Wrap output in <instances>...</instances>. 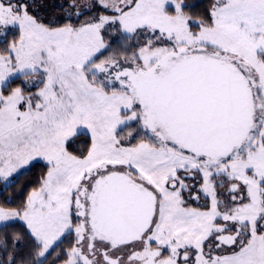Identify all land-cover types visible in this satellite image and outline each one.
<instances>
[{
	"label": "snow or ice",
	"instance_id": "6c2138e0",
	"mask_svg": "<svg viewBox=\"0 0 264 264\" xmlns=\"http://www.w3.org/2000/svg\"><path fill=\"white\" fill-rule=\"evenodd\" d=\"M68 7L0 0V225L31 239L0 264H264V0Z\"/></svg>",
	"mask_w": 264,
	"mask_h": 264
},
{
	"label": "rangeland",
	"instance_id": "374dc122",
	"mask_svg": "<svg viewBox=\"0 0 264 264\" xmlns=\"http://www.w3.org/2000/svg\"><path fill=\"white\" fill-rule=\"evenodd\" d=\"M46 1H48L46 3ZM52 1H54L53 4ZM58 2V3H57ZM70 0H41L40 4H38V7H37V11L34 13L35 15H38V17L40 19H42L44 22L45 20H47L45 23H48V22H52L53 24L55 25H59V24H62V23H66L68 22L67 19H65V16H66V13H69V12H72L73 9L69 8L68 7V4H69ZM81 4L82 5H85L88 3V0H80ZM45 4H47V6H45ZM36 5H37V2H36ZM52 6V7H51ZM203 6V5H202ZM82 11H85V14L80 18V21L79 22H84L85 20L87 19H90L91 15H94L95 14V11L91 12V13H88L85 9H81ZM72 22L73 23H76V18L75 16L72 17ZM15 29H13V33H15ZM115 35H118V33H112L111 35H108L106 34L105 35V42L107 44H109L111 46V50L106 52L105 53V56H102L101 58L104 59L108 56H112V55H120L122 54V48L120 47L119 44H115L113 43V37ZM11 38V37H10ZM2 47V46H0ZM17 83H19V81H17ZM15 86V85H14ZM33 91H35V89H33ZM86 137H83L80 139V141H83ZM78 141L77 142V145H76V148L73 149V151L75 152L77 149H82L83 148V144ZM36 162H43L46 164V162L44 161H36ZM34 162V163H36ZM33 163V164H34ZM31 164V165H33ZM30 165V166H31ZM30 166L26 167L21 174H23ZM20 174V175H21ZM19 175V176H20ZM18 176V177H19ZM18 177L16 179V182L18 180ZM15 182V183H16ZM40 186V185H39ZM16 188H12V189H8V191L5 193V195H10V196H14L15 195V190ZM32 191V190H31ZM27 192L25 197L23 199H20L18 200L16 197L15 199V203L12 204V205H9V206H12V207H15V206H18L20 204L23 203V201L27 198V195L31 192ZM187 198V197H186ZM203 198V197H202ZM205 199L203 198L201 204H200V207L202 205L205 204ZM194 201H188V206L190 207H194ZM198 208V207H197ZM201 210H204L202 207H201ZM8 230L12 231L14 233H16L15 235L18 236V234L22 231H25L26 232V228H25V225L23 222L21 221H15V222H11L9 224H6V225H0V241H3V232L6 231L8 232ZM12 232L9 233L8 237L10 238V234ZM21 234V233H20ZM12 238H10V241H11ZM2 249V248H1ZM0 259H2L1 257V253H0ZM51 263V262H50Z\"/></svg>",
	"mask_w": 264,
	"mask_h": 264
},
{
	"label": "flooded vegetation",
	"instance_id": "af4514ba",
	"mask_svg": "<svg viewBox=\"0 0 264 264\" xmlns=\"http://www.w3.org/2000/svg\"><path fill=\"white\" fill-rule=\"evenodd\" d=\"M36 2H37V7H38V4H40L41 0H36ZM47 2L48 1H46V3ZM191 2H195V3L200 4V8H198L197 11L198 12H203L205 9H208V8L211 7V4L214 2V0H191ZM53 3H54V1H52L51 4H53ZM45 6H47V4H45ZM46 21L47 20H45V22ZM202 200H203V198L201 197V200L199 202L194 201V205H193L194 208H197V207L198 208H201L200 207V204H201ZM204 201H205V204H206L207 201L206 200H204ZM10 232H12L10 234L11 235L10 238L16 237V235H15L16 233H14L13 230L12 231L11 230L10 231L8 230V232L4 231L3 232V236H4L3 237V241H5V240L7 241V250H8V253L9 254H14L13 253V247L14 246L12 244V239L10 241V238L8 237V235H9ZM20 233L18 234V236L21 238V241L22 242H21L20 246L16 249V251L19 252V254H20L21 258H22L23 255L27 253V251L29 250V248L31 246V239L25 236V231H22ZM74 239L75 238L73 236H70V237H68V239H65L64 242L61 244L60 249H57V252H59L61 249H68V248H70L71 247V244L69 243V240H72L74 242ZM0 253H1L2 259L5 258V254H4L3 247H0ZM50 262L51 261H49V264H51Z\"/></svg>",
	"mask_w": 264,
	"mask_h": 264
},
{
	"label": "trees",
	"instance_id": "16d2710c",
	"mask_svg": "<svg viewBox=\"0 0 264 264\" xmlns=\"http://www.w3.org/2000/svg\"><path fill=\"white\" fill-rule=\"evenodd\" d=\"M85 136H81L83 138ZM86 139V138H85ZM47 168L46 164L43 162H36L31 165L23 174L18 177L17 182L15 183L16 188L15 197L20 200L23 199L27 192L36 189L40 185V180L46 173ZM9 188V189H12Z\"/></svg>",
	"mask_w": 264,
	"mask_h": 264
}]
</instances>
